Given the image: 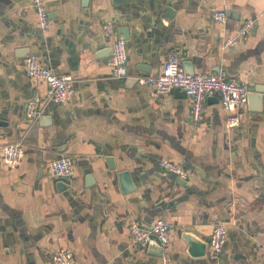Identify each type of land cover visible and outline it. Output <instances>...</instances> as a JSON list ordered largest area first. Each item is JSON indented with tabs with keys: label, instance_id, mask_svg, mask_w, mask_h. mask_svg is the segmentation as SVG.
<instances>
[{
	"label": "crops",
	"instance_id": "obj_1",
	"mask_svg": "<svg viewBox=\"0 0 264 264\" xmlns=\"http://www.w3.org/2000/svg\"><path fill=\"white\" fill-rule=\"evenodd\" d=\"M47 10L45 32L33 0H0V119L8 123L0 126V264H54L59 249L74 264H162L159 247H140L129 231L132 221L151 227L160 218L171 227L173 264H216L215 224L227 228L220 264H264V102H247L230 129L210 95L195 124L188 96L157 95L135 80L162 75L176 54L189 74H219L264 97V0H47ZM222 10L225 25L214 21ZM249 19L250 34L226 49ZM108 20L117 38L126 32L123 81L112 77ZM33 54L72 77L71 102L47 103V85L26 74ZM32 102L43 109L39 120L28 115ZM13 143L24 156L11 167L3 147ZM61 157L75 169L63 192L48 170ZM160 160L183 165L187 182ZM193 233L206 256L189 254Z\"/></svg>",
	"mask_w": 264,
	"mask_h": 264
},
{
	"label": "built area",
	"instance_id": "obj_2",
	"mask_svg": "<svg viewBox=\"0 0 264 264\" xmlns=\"http://www.w3.org/2000/svg\"><path fill=\"white\" fill-rule=\"evenodd\" d=\"M33 6L37 10L40 25L43 31L50 29V18L47 10V0H33ZM214 21L219 25H225L228 21L226 11H217ZM255 25L253 19L246 20L239 32L227 38L224 47L235 48L239 41L246 38ZM106 37L113 41L112 56L110 60L112 77L123 81L129 78L128 49L126 41L115 35V29L111 21L104 23ZM26 74L29 78L39 80L47 85V103L53 105H66L72 101L74 86L72 77L61 75L55 70L42 67L39 56L30 55L25 63ZM139 85L152 89L157 95H166L170 91L179 89L187 94L191 100V121L195 124L202 122L204 117L205 102L210 95H216L221 106L229 114L228 127L234 129L241 124V110L248 102L252 90L248 84L236 80H227L219 74H188L182 67L180 58L176 54L169 56L166 70L156 77H138ZM30 119L39 120L43 116L40 103L32 102L28 108ZM24 156V149L20 143L8 144L3 147V161L6 165L14 167L19 164ZM158 166L181 180H188L189 172L181 164L168 160L158 161ZM49 173L60 179H71L75 173L73 160L69 157H61L48 164ZM129 231L135 244L146 248L155 240L162 249V264H173L171 256V227L164 218H160L151 227H142L137 222L129 223ZM227 240V228L223 224L213 225L210 239V256L216 264ZM54 264H74L71 252L59 249L52 255Z\"/></svg>",
	"mask_w": 264,
	"mask_h": 264
},
{
	"label": "water",
	"instance_id": "obj_3",
	"mask_svg": "<svg viewBox=\"0 0 264 264\" xmlns=\"http://www.w3.org/2000/svg\"><path fill=\"white\" fill-rule=\"evenodd\" d=\"M131 1H133V0H113V3L114 4H119V3L131 2ZM170 10L171 9H167L166 10V14L169 17L171 15V11ZM228 17H229V15H228ZM124 33H126V32H124V30H123L122 33L119 34V36L123 34V36H124L123 37V40L126 41L127 38H126V35H124ZM190 72H191L192 75H194V72L193 71H190ZM186 73H188V72H186ZM135 80H136V83H138V80L137 79H135ZM176 93L180 97H186L187 96V94L185 92H183V91H181L179 89H176ZM262 94H263V92H260V91L259 92H255V93H251L249 95V97H248V103H250L251 101H254V102H258L260 105L263 104L264 97H263ZM0 126H8V123L0 119ZM120 179H121V183L122 184H125L126 186H128L130 184V176H129L128 173H121L120 174ZM69 181H70L69 179H62L61 180L62 183L57 185L58 186V189L61 192H63L66 189H69V185H68V182ZM178 181H179V183L181 185H184L187 182V180H181V179H179ZM211 229L213 231V227ZM193 234L192 235H189L188 234V235H186V238H185L186 241L189 244V254L191 256H197V257H204V256H206V253H207V243L206 242H203V241H200L199 239L196 238L195 234L194 235ZM153 245H157L159 247L158 254L160 253V256L162 257V249L159 246V244L157 243V241L153 240L149 244V246H153Z\"/></svg>",
	"mask_w": 264,
	"mask_h": 264
}]
</instances>
